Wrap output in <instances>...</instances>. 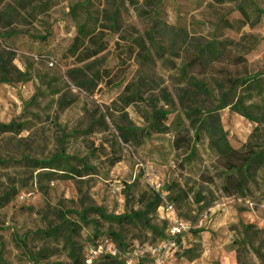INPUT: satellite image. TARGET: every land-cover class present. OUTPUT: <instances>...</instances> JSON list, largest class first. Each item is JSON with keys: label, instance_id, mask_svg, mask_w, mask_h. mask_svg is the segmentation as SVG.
Masks as SVG:
<instances>
[{"label": "rangeland", "instance_id": "obj_1", "mask_svg": "<svg viewBox=\"0 0 264 264\" xmlns=\"http://www.w3.org/2000/svg\"><path fill=\"white\" fill-rule=\"evenodd\" d=\"M241 5L257 8L258 22L245 21ZM211 41L244 58L241 72L264 76V0H0V124L24 125L0 135V264H124L126 254L133 264H264V168L226 196L225 162L205 131L193 141L198 118L180 101L185 60ZM213 69L198 76L208 95L195 105L216 115L233 149L264 150V124L219 108L221 79L239 70ZM152 106L167 112L161 127ZM84 164L91 174L72 175ZM166 204L189 226L180 237L169 234ZM89 207L145 211L149 227L93 215L82 224L77 213ZM49 229L57 236L40 234ZM109 231L126 246L113 243L114 260L94 257Z\"/></svg>", "mask_w": 264, "mask_h": 264}, {"label": "trees", "instance_id": "obj_2", "mask_svg": "<svg viewBox=\"0 0 264 264\" xmlns=\"http://www.w3.org/2000/svg\"><path fill=\"white\" fill-rule=\"evenodd\" d=\"M239 11L243 19L247 22L256 23L260 19L261 12L254 6L244 7L239 6ZM83 28L84 26H80ZM141 48H144V43L141 44ZM148 52L144 53V56ZM182 75L185 79L186 89L183 90L180 97V101H185V115L190 120L197 119V122L193 125L194 133L192 136L193 141L198 140V133L200 130L206 132L210 146L215 151L216 155L225 162V168L227 174L224 176V183L221 188L222 192L226 196H233L235 194L241 195L245 190V179L252 169L257 170L260 167L264 168V150L255 152L247 150L245 152L237 151L233 149L226 140V134L223 132L222 128L217 122L216 115L212 112L204 111L201 107L195 105V101L201 97L208 95V92L204 84L197 80L199 75L207 73V71L213 69V64L228 62L235 65L236 69L239 71L235 74H229L224 79H221L222 86L226 91L222 92V104L219 108L229 107L232 112L239 114L244 117L249 122L264 124V76L261 74L256 75H246L241 72L240 69H244L246 61L240 55L235 57L231 56L230 52L226 51L225 48L219 47V44L215 41L207 42L202 46L197 47L194 52L188 55L185 60ZM77 71L70 70L68 72V77L70 80L74 81L77 86L81 87V84L77 83V76L75 73ZM95 80L101 81V74L97 72L94 76ZM140 92H134L132 98H141ZM217 108V109H219ZM153 118L152 125L159 127L162 126V121L167 118V112L162 110H157L152 106ZM24 125L16 124L10 122L8 124H0V135L8 133H17L23 129ZM123 136V130H120ZM123 141L127 140L123 137ZM181 145V144H180ZM22 163L30 162L33 167H40L42 164L38 161H31L27 158H22L20 160ZM4 164H13V161H5ZM83 171L79 172L75 170L72 171V175L82 176L91 174L90 168L85 164L83 165ZM160 198L159 194L154 195L153 204L151 206L155 207L158 205ZM2 204H0L1 206ZM150 206V207H151ZM78 219L82 224L93 225L95 222L90 220V215L97 217L105 222L114 223L116 225H128V226H146L149 227L147 220V212H130L123 213L119 215H108L103 212L102 209L97 207H89L81 210L77 213ZM63 223L68 232H72L75 226L72 222L67 221L63 215H61ZM40 234L45 238H54L57 236V229H49L45 231H40ZM107 240L116 244L118 248H123L126 245L123 239L117 232L109 231L107 233ZM95 237L98 235L95 233ZM164 238V236H163ZM99 243V240H96ZM92 246H96L97 244ZM124 249V248H123ZM70 257L76 260V256L73 252H70ZM105 259L114 260L112 256L105 254Z\"/></svg>", "mask_w": 264, "mask_h": 264}, {"label": "built area", "instance_id": "obj_3", "mask_svg": "<svg viewBox=\"0 0 264 264\" xmlns=\"http://www.w3.org/2000/svg\"><path fill=\"white\" fill-rule=\"evenodd\" d=\"M157 187H159V184H157ZM165 212L168 216L169 223H170L169 234L172 237H174V238L180 237L182 234L186 233L189 230L188 224L182 220H179L175 216L174 209H173L171 204H166ZM157 252H158V250L155 247L149 249V253L153 257H155ZM89 253L92 254L94 257H96L100 254H103V253L107 254L109 256H115L116 250H115V246L112 242H110L109 240H104V242H99V243H97L96 246L92 247L90 249ZM133 255L126 254L124 264H133L132 259H131V256H133ZM93 256H91L90 259H88V261H87L88 263H91ZM155 262H156V264H160V260L158 258L155 259Z\"/></svg>", "mask_w": 264, "mask_h": 264}]
</instances>
